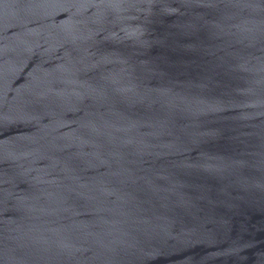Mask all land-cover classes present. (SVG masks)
<instances>
[{
    "label": "water",
    "instance_id": "obj_1",
    "mask_svg": "<svg viewBox=\"0 0 264 264\" xmlns=\"http://www.w3.org/2000/svg\"><path fill=\"white\" fill-rule=\"evenodd\" d=\"M0 264H264V0L2 122Z\"/></svg>",
    "mask_w": 264,
    "mask_h": 264
}]
</instances>
